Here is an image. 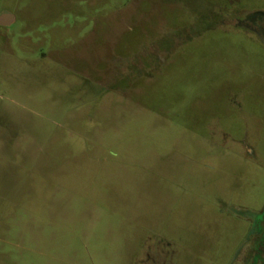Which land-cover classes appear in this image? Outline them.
<instances>
[{
  "label": "rangeland",
  "instance_id": "rangeland-1",
  "mask_svg": "<svg viewBox=\"0 0 264 264\" xmlns=\"http://www.w3.org/2000/svg\"><path fill=\"white\" fill-rule=\"evenodd\" d=\"M0 264H264V0H0Z\"/></svg>",
  "mask_w": 264,
  "mask_h": 264
},
{
  "label": "water",
  "instance_id": "water-1",
  "mask_svg": "<svg viewBox=\"0 0 264 264\" xmlns=\"http://www.w3.org/2000/svg\"><path fill=\"white\" fill-rule=\"evenodd\" d=\"M11 22V18L7 14L0 15V26H7Z\"/></svg>",
  "mask_w": 264,
  "mask_h": 264
}]
</instances>
